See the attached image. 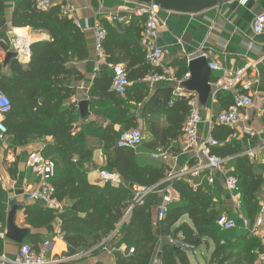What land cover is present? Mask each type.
I'll return each instance as SVG.
<instances>
[{
	"label": "crops",
	"instance_id": "obj_1",
	"mask_svg": "<svg viewBox=\"0 0 264 264\" xmlns=\"http://www.w3.org/2000/svg\"><path fill=\"white\" fill-rule=\"evenodd\" d=\"M240 1L231 0L195 14L174 13L159 9L158 17L163 25L158 29L157 44L163 50V60L161 69L157 71L165 75L166 81L147 84L144 81L145 76L141 83L147 88V96L142 103L136 104L125 96L118 97V100L122 101L121 107L127 111L125 118L131 120L133 128L142 129L143 143L133 150L137 164L160 165L164 168V178L156 186L166 190L173 197L174 205L178 203V194L172 187L175 181L185 182L192 189L202 186L207 191L217 213L225 215L235 223V228L228 231H219L215 227L222 240L228 242L241 234L248 233L262 250L254 263L259 264V260L264 256V137L262 135L264 123L259 114L264 105V34H253L251 27L255 15L264 11V0H246L244 4ZM0 2L3 4L5 20L2 29L4 36L0 38L5 54L0 58V65L6 76H10L9 65L13 60L17 61L22 68H25L30 61V57L19 59L17 56L7 60V55L13 53L11 43L15 38H20L23 45L30 47L34 43L48 41L50 37L45 31L33 30L29 27L12 28L11 17L16 0H0ZM50 3L51 6H69L68 19L84 28L83 31H79L84 34L88 57L86 60L74 61L68 65L81 78L71 77L67 81V86L73 89V95L65 104L72 107V134L82 135L85 143L95 149L90 163L85 166L87 182L91 185L103 186L105 182L100 178V172L115 173L107 168V158L113 156V149L101 148L100 133L108 126H112L118 134L132 128H130L131 125L127 128L122 124H115L117 122L114 123L115 114L112 103L94 104L92 101L90 91L94 80L100 77V67H106L110 93H112L110 91L112 77L106 65L96 62L94 35L91 28L98 23V17L112 25L122 23L119 20L123 22L128 20L132 16L131 12L136 7V3L129 0H50ZM134 36L138 38L137 34ZM191 55L204 58L207 61V68L209 62H215L226 69H246V78L254 85L251 91L252 105L243 112L245 120L241 124L233 128L211 125L218 114L231 106L232 96L226 92L214 94L213 83L221 75L218 71H210L208 68L210 75L207 83L210 90L206 97L200 96L201 83L191 80L188 69L183 76L177 77L178 69L175 64L178 61H185L187 66ZM186 76L188 80L180 86L173 82ZM169 79L172 81L170 82ZM163 89H171L172 93L176 91L177 97H185L193 101L202 118L198 142H202L208 136L218 142V147L213 148L211 152L224 161L220 171L203 172L195 178L167 179L169 174L175 176L194 166L197 147L185 145L181 134L178 138H172L174 129L168 121L171 104L165 108L164 112L146 107L149 98ZM136 94L135 91L130 93L132 97ZM84 101L88 102L87 116L82 117L86 108L82 114L79 103ZM3 119L4 116H0V121ZM244 127L248 128L249 132H245ZM50 142L47 139H30L26 145H19L10 135L0 140V252L7 258L13 259L21 245H29L37 252H42L46 258L64 259L62 264H116L114 253L122 254L124 249L120 244L124 231L123 221L114 229L118 232V236L113 235V230L99 245L72 256L68 255L67 245L60 232L61 221L75 215L71 211L70 201L64 200L59 203L51 223L40 228L32 227L27 223L25 215L27 208L44 207L38 202L27 199L28 194L38 188L40 177L33 174L26 166V159L29 153L40 152L44 145ZM157 148L163 149L165 154L161 159L155 160L151 155ZM223 152L234 154L220 156ZM228 177H235L237 180L234 192H229L226 188L225 181ZM116 178V181L111 184L118 185L121 182L117 175ZM209 178L212 179L211 183L208 182ZM256 179H259L260 185L252 202L248 204L244 196L245 185ZM130 210L131 208L128 212ZM259 217L262 223L255 226ZM243 219L249 222L254 232L243 229ZM152 221L155 229L158 225L156 209L153 212ZM9 223L17 229L25 230L26 234L21 244L13 243L5 238ZM181 223L192 227L187 216H183L175 227ZM177 239L173 236L159 238V247L150 264H160L159 254L162 245H179L188 248L180 244V234ZM103 244L105 245L101 247ZM197 250L206 252L204 261L205 264H209L210 255L214 250L213 242L208 240L201 247L188 251L187 256L191 264H194L192 257L195 258Z\"/></svg>",
	"mask_w": 264,
	"mask_h": 264
},
{
	"label": "trees",
	"instance_id": "obj_2",
	"mask_svg": "<svg viewBox=\"0 0 264 264\" xmlns=\"http://www.w3.org/2000/svg\"><path fill=\"white\" fill-rule=\"evenodd\" d=\"M3 10L0 2V38L4 36ZM98 18V23L106 30L103 51L108 57L107 64L123 65L131 83L125 98L136 104L142 103L147 96V88L141 80L149 72L139 40L143 19L130 16L128 20L112 25ZM11 27L45 31L50 37L48 41L30 46V61L25 68L13 60L9 65L10 76H6L0 65V90L11 104L9 112L3 115L7 135L13 137L19 145H26L30 139L51 141L44 145L40 153L55 162L56 170L51 181L55 200L58 203L70 201L71 211L75 214L60 224L69 256L99 245L123 221L131 208L122 223L124 231L120 244L124 249L122 254L114 253L116 264H150L159 247V238L173 236L177 239L179 234L180 244L188 248L162 245L160 264H191L187 252L201 247L208 240L214 244L209 264L255 263L262 250L248 233L228 242L222 240L214 226L220 214L202 186L192 189L185 182L175 181L172 187L178 194V203L170 206L166 218L158 222L154 229L152 216L159 197L150 194L135 204L133 186H155L164 178V168L160 165L140 166L133 150L116 148L119 134L112 126L102 130L99 139L102 149H113V156L107 158V168L121 182L118 185L105 183L103 186L89 184L85 166L90 163L95 149L85 143L82 135L72 134V107L65 104L73 95V89L67 86V81L71 77L81 78L68 65L88 57L84 34L75 27L72 20L61 16L60 6L38 9L35 0H16ZM175 66L178 69L177 77L186 73L185 61H178ZM100 68V77L94 80L90 91L93 103H112L114 123L127 128L131 125L130 128H133L131 120L125 118L127 111L121 107L122 101L108 91L110 83L106 67ZM132 91L137 92L133 97L130 95ZM171 93V89L158 91L149 98L146 107L164 112L172 101L168 121L174 129L172 138H178L187 116L189 98L171 99ZM231 154L234 153L223 152L220 156ZM259 185V179L246 183L244 196L248 204L252 202ZM55 212L41 207H29L25 215L30 226L40 228L53 221ZM183 216H187L192 227L186 223L175 227ZM130 250L133 252L129 253Z\"/></svg>",
	"mask_w": 264,
	"mask_h": 264
},
{
	"label": "built area",
	"instance_id": "obj_3",
	"mask_svg": "<svg viewBox=\"0 0 264 264\" xmlns=\"http://www.w3.org/2000/svg\"><path fill=\"white\" fill-rule=\"evenodd\" d=\"M245 2L246 0L240 1V3L243 4ZM36 6L38 9H47L51 6V3L50 0H38ZM158 12L159 9L153 5L144 4H136V7L131 12L132 16L143 19L140 43L144 51V61L150 68V72L144 78L147 84L166 81L165 75L157 71L161 69L163 60V50L157 44L158 29L163 25V22L158 17ZM60 14L62 17L69 18V6H60ZM119 22H123V20H119ZM75 27L82 31L84 29L76 23ZM85 29L88 30L87 26H85ZM91 30L94 35V54L96 62L106 65L111 71L112 81L110 91L118 97H124L130 85L125 68L122 65L107 64L108 57L103 51L106 30L99 23H95ZM251 30L255 35L264 34V11L255 15ZM11 51L15 53L19 59L29 58L31 56L30 47L23 45L20 38H15L11 43ZM4 54L5 50L2 43H0V58L3 57ZM195 57L197 56L191 55L189 61ZM208 68L210 71H218L221 73L213 83L214 94L226 92L232 96L231 106L226 111L218 114L211 125L214 124L233 128L245 120L243 112L252 105L251 91L254 83L246 78V69H226L215 62H209ZM169 80L170 82L172 81L171 79ZM187 80L188 77L186 76L180 80H173V82H175L177 86H180ZM175 98H177L176 91L172 93V99ZM169 104H172V101L169 102ZM10 106L9 98L0 90V116L8 113ZM187 107L188 112L181 127V135L185 145L197 147L194 157V166L187 171L177 173L175 176L169 174L167 179L171 180L174 178L178 180L184 177L195 178L200 176L203 172L220 171L224 163L221 158L211 152L213 148L218 147L217 141L208 136L202 142H198L199 125L202 123V118L191 99L187 101ZM259 114L264 123V105ZM243 129L245 132H249L248 128L244 127ZM6 135L7 128L1 120L0 140H3ZM262 135L264 137V128L262 130ZM142 143V132L137 128H132L119 134L115 146L118 149L135 150L141 146ZM164 154L163 149L157 148L155 152L152 153L151 157L157 160L161 159ZM26 166L33 174L40 177L38 188L29 193L27 199L42 204L46 209L56 211L59 203L54 198L55 190L51 184L56 170L55 162L50 158L44 157L40 152L34 151L28 154ZM100 178L105 183H113L117 179L115 174L107 172H100ZM208 182L211 183L212 179L209 178ZM236 183L237 180L235 177L226 178L225 184L229 192H234L236 190ZM150 194L158 195L160 198L156 208V216L157 221L161 222L166 218L168 209L173 204L174 199L166 190L160 189L156 185L150 188L133 186V203H139ZM261 223L262 220L261 217H259L255 222V226H259ZM242 224L245 231L254 232L246 219L242 220ZM215 226L219 231H228L235 228V223L225 215L220 214L215 220ZM113 235H118V232L114 230ZM132 252V250L129 251V253ZM63 262L64 259L46 258L42 252H37L29 245H21L13 259L7 258L6 255L0 252V264H62ZM259 264H264V256L259 260Z\"/></svg>",
	"mask_w": 264,
	"mask_h": 264
},
{
	"label": "water",
	"instance_id": "obj_4",
	"mask_svg": "<svg viewBox=\"0 0 264 264\" xmlns=\"http://www.w3.org/2000/svg\"><path fill=\"white\" fill-rule=\"evenodd\" d=\"M136 4L153 5L154 7L168 12L183 13V14H195L203 10H207L215 7L218 4L225 3L231 0H129ZM16 57L15 53H9L7 60ZM187 69L190 73L192 81H200L201 88L199 90L200 96L206 97L209 93V86L207 78L210 75V71L207 68V61L202 57H195L187 63ZM88 102L84 101L79 103V107L82 111H86L82 117L87 116ZM25 230L15 228L11 223L8 224L7 233L5 238L16 244H21L25 237Z\"/></svg>",
	"mask_w": 264,
	"mask_h": 264
},
{
	"label": "rangeland",
	"instance_id": "obj_5",
	"mask_svg": "<svg viewBox=\"0 0 264 264\" xmlns=\"http://www.w3.org/2000/svg\"><path fill=\"white\" fill-rule=\"evenodd\" d=\"M140 131H142L141 128L136 127ZM206 257V252L204 250H197L195 253V258L192 257L194 264H205L204 258Z\"/></svg>",
	"mask_w": 264,
	"mask_h": 264
},
{
	"label": "bare ground",
	"instance_id": "obj_6",
	"mask_svg": "<svg viewBox=\"0 0 264 264\" xmlns=\"http://www.w3.org/2000/svg\"><path fill=\"white\" fill-rule=\"evenodd\" d=\"M56 176V175H55Z\"/></svg>",
	"mask_w": 264,
	"mask_h": 264
}]
</instances>
